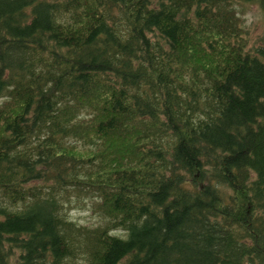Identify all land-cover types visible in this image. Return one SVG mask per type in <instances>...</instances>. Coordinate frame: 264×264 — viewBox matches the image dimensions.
Masks as SVG:
<instances>
[{
  "label": "trees",
  "instance_id": "obj_1",
  "mask_svg": "<svg viewBox=\"0 0 264 264\" xmlns=\"http://www.w3.org/2000/svg\"><path fill=\"white\" fill-rule=\"evenodd\" d=\"M243 2L0 0V264H264Z\"/></svg>",
  "mask_w": 264,
  "mask_h": 264
},
{
  "label": "rangeland",
  "instance_id": "obj_2",
  "mask_svg": "<svg viewBox=\"0 0 264 264\" xmlns=\"http://www.w3.org/2000/svg\"><path fill=\"white\" fill-rule=\"evenodd\" d=\"M238 6L240 8L239 16L248 37L247 45L253 47L261 41L264 35V15L255 2H243ZM74 203L68 211L73 219L83 223L98 221L99 214L90 200L75 201ZM116 232L122 233V230L116 229Z\"/></svg>",
  "mask_w": 264,
  "mask_h": 264
}]
</instances>
